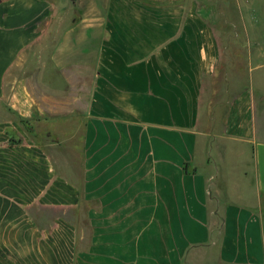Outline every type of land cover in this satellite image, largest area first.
<instances>
[{
  "label": "crops",
  "instance_id": "1",
  "mask_svg": "<svg viewBox=\"0 0 264 264\" xmlns=\"http://www.w3.org/2000/svg\"><path fill=\"white\" fill-rule=\"evenodd\" d=\"M209 2L0 0V264H264V61L221 77Z\"/></svg>",
  "mask_w": 264,
  "mask_h": 264
},
{
  "label": "rangeland",
  "instance_id": "2",
  "mask_svg": "<svg viewBox=\"0 0 264 264\" xmlns=\"http://www.w3.org/2000/svg\"><path fill=\"white\" fill-rule=\"evenodd\" d=\"M203 11L213 22L220 41L221 77L231 76L232 86L242 88L248 59L255 64L264 61V56L259 58L255 52L264 50V0H211V3L204 5ZM249 50L252 51V58L243 55ZM259 74L256 72L254 79ZM221 77L220 82L223 81ZM225 86H220L219 91L224 90Z\"/></svg>",
  "mask_w": 264,
  "mask_h": 264
}]
</instances>
